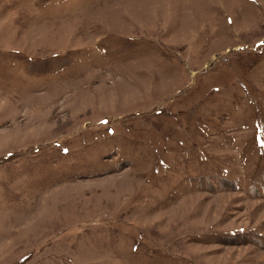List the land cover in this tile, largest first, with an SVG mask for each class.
I'll return each instance as SVG.
<instances>
[{"label":"rangeland","instance_id":"rangeland-1","mask_svg":"<svg viewBox=\"0 0 264 264\" xmlns=\"http://www.w3.org/2000/svg\"><path fill=\"white\" fill-rule=\"evenodd\" d=\"M0 264H264V0H0Z\"/></svg>","mask_w":264,"mask_h":264}]
</instances>
